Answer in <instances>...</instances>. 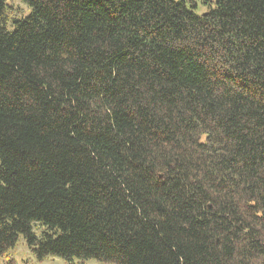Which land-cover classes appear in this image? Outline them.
<instances>
[{
	"label": "trees",
	"instance_id": "16d2710c",
	"mask_svg": "<svg viewBox=\"0 0 264 264\" xmlns=\"http://www.w3.org/2000/svg\"><path fill=\"white\" fill-rule=\"evenodd\" d=\"M0 0V263L264 264V0Z\"/></svg>",
	"mask_w": 264,
	"mask_h": 264
},
{
	"label": "rangeland",
	"instance_id": "374dc122",
	"mask_svg": "<svg viewBox=\"0 0 264 264\" xmlns=\"http://www.w3.org/2000/svg\"><path fill=\"white\" fill-rule=\"evenodd\" d=\"M13 5L16 8H20L27 14L30 12V9L27 8L25 4H23L20 0H11ZM180 1V0H176ZM198 3L197 7V14L203 15L210 11L213 7V4L207 3L204 0H195ZM24 238H21L19 242V246L17 249V255L15 256L16 264H39L37 259L35 258L34 254L26 247ZM0 264H5V261H2ZM42 264H64V261L59 257H49L47 260ZM86 264H100L96 261H89Z\"/></svg>",
	"mask_w": 264,
	"mask_h": 264
}]
</instances>
